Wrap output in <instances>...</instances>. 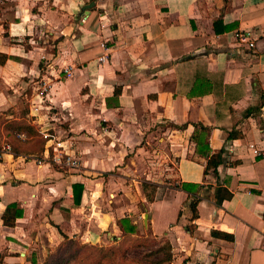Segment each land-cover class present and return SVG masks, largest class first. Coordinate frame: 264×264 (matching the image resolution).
I'll return each mask as SVG.
<instances>
[{
	"label": "crops",
	"instance_id": "obj_1",
	"mask_svg": "<svg viewBox=\"0 0 264 264\" xmlns=\"http://www.w3.org/2000/svg\"><path fill=\"white\" fill-rule=\"evenodd\" d=\"M0 55V264L149 233L170 264H264V0H0ZM41 127L78 169L38 163Z\"/></svg>",
	"mask_w": 264,
	"mask_h": 264
},
{
	"label": "rangeland",
	"instance_id": "obj_2",
	"mask_svg": "<svg viewBox=\"0 0 264 264\" xmlns=\"http://www.w3.org/2000/svg\"><path fill=\"white\" fill-rule=\"evenodd\" d=\"M63 69L64 74L68 77L72 75V69ZM26 111H29V104L25 106ZM42 112V111H41ZM44 113V111H43ZM43 141L39 137L36 144L42 147ZM36 148L38 146H35ZM167 242L164 238H156L150 233L147 235H139L137 237H127L119 242H106L105 244H83L76 241H69L53 249V257L47 262L36 264H45L53 262L54 259L61 257L68 260L67 264H97L102 261L103 264H157L158 261L163 260L165 251L161 250L165 247ZM115 255H111V251ZM158 250H161L157 252ZM23 264H26L23 261Z\"/></svg>",
	"mask_w": 264,
	"mask_h": 264
},
{
	"label": "built area",
	"instance_id": "obj_3",
	"mask_svg": "<svg viewBox=\"0 0 264 264\" xmlns=\"http://www.w3.org/2000/svg\"><path fill=\"white\" fill-rule=\"evenodd\" d=\"M250 32H238L236 34V37L239 39L241 43L249 44V46L253 47L254 44L250 41L251 37ZM106 56L101 58V61H105ZM66 72H69L66 70ZM45 102L42 97H39L38 101L34 102L32 104V111L34 114H36L37 117H39L41 111L45 110L46 107L44 106ZM51 112V111H49ZM42 126H45V124H42ZM41 129L42 137L46 140V148H45V155H43V158L40 160L38 159V163L40 165L44 163L51 164L55 166L58 169H64V170H74L78 169L80 167V158H78L77 154L73 151V146L68 145L66 141H68V134H60V130L55 127H49L48 129ZM20 138H25V135L20 134ZM67 140H66V139ZM253 147V146H252ZM8 150H10V147H7ZM255 153H259L257 149H255Z\"/></svg>",
	"mask_w": 264,
	"mask_h": 264
},
{
	"label": "trees",
	"instance_id": "obj_4",
	"mask_svg": "<svg viewBox=\"0 0 264 264\" xmlns=\"http://www.w3.org/2000/svg\"><path fill=\"white\" fill-rule=\"evenodd\" d=\"M0 57H1V55H0ZM5 58H6V56H5ZM5 61H6V59H3V60L0 59L1 63H4ZM19 128L22 130V133L27 135L28 137L36 135V132H34V129L31 128L30 126H25V127L22 126V127H19ZM43 144H44V141H43L42 145ZM42 150H43V147H41V151ZM221 163H223L222 155L220 153L219 154H215V155L210 157L207 169L214 168V170L216 171L217 168L219 167V165H221ZM74 188H75V190H80L81 194H82V191L84 190V186L82 184H76V185H74ZM183 188L185 190L187 188V185H184ZM231 196L232 195L230 194L229 197H231ZM80 197L81 196H76V203L77 204L80 203ZM223 199H224V197H220L219 200H218V203L221 204ZM197 202L198 201H196V202L194 201V202L191 203V208H192V211H193V214H194L193 215L194 218L198 217ZM11 210H15V212H14V214L12 216L9 215ZM22 215H23V211L18 209L16 204H12V205L8 206V210L5 213L3 219H4V222H5L6 225L13 226L15 224V222H16V219L21 217ZM69 241H76V240H68L67 242H69ZM76 242H78V241H76ZM161 250L162 251L164 250L166 252L165 253V257L163 258V260L158 261L157 264H170V262L172 260V248H171V245L169 243H167L166 246L163 247ZM161 250H158L157 252H159ZM110 253H111V255H115L114 251H111ZM52 257H53V254H51L49 256V258H48L49 260L47 262H49L52 259ZM47 262L45 264H67L68 260H64L61 257H58V258L54 259L53 262H51V263H47ZM32 263L36 264V260H34ZM97 264H103V263H102V261H99Z\"/></svg>",
	"mask_w": 264,
	"mask_h": 264
},
{
	"label": "water",
	"instance_id": "obj_5",
	"mask_svg": "<svg viewBox=\"0 0 264 264\" xmlns=\"http://www.w3.org/2000/svg\"><path fill=\"white\" fill-rule=\"evenodd\" d=\"M88 8H91V6H88Z\"/></svg>",
	"mask_w": 264,
	"mask_h": 264
}]
</instances>
